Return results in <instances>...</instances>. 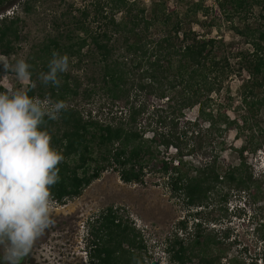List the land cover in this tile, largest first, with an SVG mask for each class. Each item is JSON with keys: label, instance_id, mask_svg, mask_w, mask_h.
Returning <instances> with one entry per match:
<instances>
[{"label": "trees", "instance_id": "1", "mask_svg": "<svg viewBox=\"0 0 264 264\" xmlns=\"http://www.w3.org/2000/svg\"><path fill=\"white\" fill-rule=\"evenodd\" d=\"M52 1L0 0V56L18 54L25 42L29 96L68 105L58 120L45 118L51 145L64 157L51 188L55 202L81 195L109 169L126 183L159 174L191 207L261 189L264 172L256 176L246 153L264 145V0H59L41 18V6ZM29 18L39 28L33 38ZM223 23L240 39L198 29ZM53 51L70 58L59 88L38 79ZM3 72L0 64V91L7 89ZM90 100L98 106L86 112ZM231 130L246 137L235 147L237 163L224 155ZM89 225L92 264H156L141 233L113 207ZM221 243L197 223L187 244L176 241L173 257L180 264H264V234L249 260L222 249L214 254Z\"/></svg>", "mask_w": 264, "mask_h": 264}, {"label": "rangeland", "instance_id": "2", "mask_svg": "<svg viewBox=\"0 0 264 264\" xmlns=\"http://www.w3.org/2000/svg\"><path fill=\"white\" fill-rule=\"evenodd\" d=\"M79 3L85 0H77ZM89 1V0H88ZM170 5L189 3L193 0H167ZM206 5H213L214 0H203ZM149 2V0H146ZM61 6L59 0L51 4L42 5V15L49 16L53 9ZM29 36H38V26L32 25ZM198 27V26H197ZM36 29H38L36 31ZM209 35H223L228 41L240 39L234 31L229 29V24H221L218 28L203 26L198 28ZM18 54L7 57L14 63L17 59H25L26 43ZM28 82H19L13 73L5 75L3 72L2 83L9 88H27ZM237 80L232 82L233 93L236 94ZM97 100L84 102L86 112L96 109ZM188 116L194 118L196 110H188ZM259 120L264 127V110L260 113ZM245 135L231 130L227 135L226 158L237 163L238 153L235 147L246 143ZM260 138V137H259ZM256 137L254 144L257 142ZM262 140V138H260ZM264 143V142H263ZM247 159L261 178L264 172V145L257 153L249 151ZM54 202L52 216L55 225L50 228L35 244L31 254L21 264H92L87 248L89 223L102 211L113 207L119 216L129 221L130 225L139 231L147 245L150 261L156 264H180L174 260L173 250L179 245L176 241H185L187 244L195 231L196 224L207 229L222 241L214 251L220 249L228 257L238 255L247 260L253 258L261 251L262 236L264 234V184L254 193L236 194L228 203L216 198L205 207L188 206L177 196H173L166 187V178L159 174H149L143 184L126 183L117 171L109 169L101 177L94 180L86 187L81 195L68 199L66 203ZM199 221V222H198ZM176 244V245H174ZM189 264V263H188ZM221 264H227L223 259Z\"/></svg>", "mask_w": 264, "mask_h": 264}, {"label": "clouds", "instance_id": "3", "mask_svg": "<svg viewBox=\"0 0 264 264\" xmlns=\"http://www.w3.org/2000/svg\"><path fill=\"white\" fill-rule=\"evenodd\" d=\"M0 64L5 75L13 73L21 83L31 80V65L24 59L12 63L0 56ZM69 64L67 54L53 51L48 71L39 73V81L59 88ZM29 90L0 91V259L4 264H21L55 225L51 188L60 180L58 165L64 157L51 145L45 118L58 120L68 105L31 97Z\"/></svg>", "mask_w": 264, "mask_h": 264}, {"label": "flooded vegetation", "instance_id": "4", "mask_svg": "<svg viewBox=\"0 0 264 264\" xmlns=\"http://www.w3.org/2000/svg\"><path fill=\"white\" fill-rule=\"evenodd\" d=\"M0 264H4V261L2 259H0Z\"/></svg>", "mask_w": 264, "mask_h": 264}, {"label": "built area", "instance_id": "5", "mask_svg": "<svg viewBox=\"0 0 264 264\" xmlns=\"http://www.w3.org/2000/svg\"><path fill=\"white\" fill-rule=\"evenodd\" d=\"M7 12L9 13V11H7ZM1 16H3V14H2V15H0V17H1Z\"/></svg>", "mask_w": 264, "mask_h": 264}]
</instances>
